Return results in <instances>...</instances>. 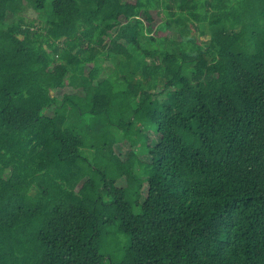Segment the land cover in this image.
Segmentation results:
<instances>
[{"label": "trees", "instance_id": "1", "mask_svg": "<svg viewBox=\"0 0 264 264\" xmlns=\"http://www.w3.org/2000/svg\"><path fill=\"white\" fill-rule=\"evenodd\" d=\"M0 264H264V0H0Z\"/></svg>", "mask_w": 264, "mask_h": 264}, {"label": "rangeland", "instance_id": "2", "mask_svg": "<svg viewBox=\"0 0 264 264\" xmlns=\"http://www.w3.org/2000/svg\"><path fill=\"white\" fill-rule=\"evenodd\" d=\"M24 14L27 20L33 21V27L42 25L44 23L38 13L31 8H26ZM161 16H164V13H162ZM117 116V112H112L111 118L117 119ZM113 128L115 127L111 126V130ZM113 133L119 138L124 136L121 131H113ZM150 134L152 138H157V135H154L153 132L150 131ZM113 148L117 153L121 155L123 159H125L126 153L131 149V146L129 142H127V140H122L115 143ZM134 148L137 150V152H140L137 147ZM84 151L86 153H92V150L88 147H86ZM138 158L142 159L143 156L140 154L138 155ZM108 230L109 232L107 233L103 241L102 253L105 255V257H110L114 261H119L122 258L124 250L128 245V237L124 233L118 231L116 224L111 225Z\"/></svg>", "mask_w": 264, "mask_h": 264}]
</instances>
